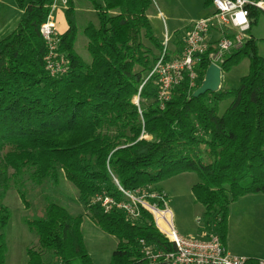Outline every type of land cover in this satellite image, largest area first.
<instances>
[{
    "label": "trees",
    "instance_id": "1",
    "mask_svg": "<svg viewBox=\"0 0 264 264\" xmlns=\"http://www.w3.org/2000/svg\"><path fill=\"white\" fill-rule=\"evenodd\" d=\"M16 1L22 18L0 41V264L6 263L2 232L11 217L3 204L7 191L14 189L27 203L28 185L56 188L62 179L77 189L90 219L118 240L110 264H145L141 240L172 250L147 211L130 222L122 211L106 214L94 203L100 193L122 200L115 180L126 191L163 192L160 183L196 173L192 192L205 208L200 230L218 235L224 245L231 204L264 193V60L256 40L249 37L221 66L224 75L249 61L238 89L221 87L195 99L202 80L191 88L186 75L161 110L158 78L147 80L162 50L148 17L152 0H89L98 17V25L83 30L90 62L76 51L69 0L68 29L58 48L68 72L55 77L46 70L48 47L40 34L55 0ZM211 7L213 0H204V8ZM249 10L252 28L263 13ZM181 46L178 41L175 53ZM209 66L206 54L202 77ZM82 223L83 215L48 202L43 217L26 221L39 244L27 251V264H93Z\"/></svg>",
    "mask_w": 264,
    "mask_h": 264
},
{
    "label": "rangeland",
    "instance_id": "2",
    "mask_svg": "<svg viewBox=\"0 0 264 264\" xmlns=\"http://www.w3.org/2000/svg\"><path fill=\"white\" fill-rule=\"evenodd\" d=\"M73 2L78 27L76 51L86 62H90L83 30L90 24L98 25V17L89 0ZM21 12L16 0H2L0 41L18 27L22 18ZM213 13L214 7L204 8V0H152L148 17L154 36L161 41L166 30L172 40L185 37L196 20L209 17ZM51 21L55 23L58 34H61L58 25L62 28L67 26L66 8L60 1L52 11ZM247 37L256 40L259 55L264 60V14L252 25ZM249 66V61L245 59L229 73L224 74L222 88L238 89L241 78L249 74ZM230 103L231 100H227L220 104V115ZM197 183L199 177L196 173H183L157 186L168 198L176 231L184 237L200 238L203 233L200 229L204 225L205 208L195 201L192 192V187ZM26 192L27 203L22 201L14 189L7 191L3 201L11 215L8 226L2 232L7 246L5 264H27V251L38 249L37 237L29 230L26 221L43 217L48 202L57 203L73 216L83 215L81 231L93 264L111 263L118 240L106 234L90 219L86 210L78 203V191L71 183L62 179L56 188L48 185L40 188L28 185ZM224 245L229 253L240 258L264 262V193L246 195L231 204ZM46 260L51 262V256H46Z\"/></svg>",
    "mask_w": 264,
    "mask_h": 264
},
{
    "label": "built area",
    "instance_id": "3",
    "mask_svg": "<svg viewBox=\"0 0 264 264\" xmlns=\"http://www.w3.org/2000/svg\"><path fill=\"white\" fill-rule=\"evenodd\" d=\"M58 1L67 8L69 0H55L52 11ZM260 2L261 0H244L241 5L238 0H213V15L194 23L184 38L183 46L176 53L170 38L165 35L158 60L147 78H158L157 95L161 110L171 100L173 90L182 84L186 75L191 88H196L198 82L203 80L200 66L204 55L208 54L210 65L222 68L226 56L243 46L251 30L249 8H255L264 14V7L257 6ZM52 11L42 24L40 34L48 47L46 70L55 77L68 72V62L58 52L61 35L51 21ZM239 11L247 12V27L234 23ZM142 87L135 98L136 105L139 104ZM115 183L122 193V200L100 193L95 197L94 203L100 204L106 214L122 211L130 222L138 220L142 210L147 211L153 217L157 230L172 248L166 251L141 240L139 244L145 264H264L262 261L254 263L252 259H243L229 253L219 236L214 233L203 232L200 238L181 236L174 227L168 198L163 192L152 187L130 192L124 190L116 180Z\"/></svg>",
    "mask_w": 264,
    "mask_h": 264
},
{
    "label": "water",
    "instance_id": "4",
    "mask_svg": "<svg viewBox=\"0 0 264 264\" xmlns=\"http://www.w3.org/2000/svg\"><path fill=\"white\" fill-rule=\"evenodd\" d=\"M223 72L222 68L211 64L202 80L201 86L193 93V98L198 99L206 93H218L222 87Z\"/></svg>",
    "mask_w": 264,
    "mask_h": 264
},
{
    "label": "clouds",
    "instance_id": "5",
    "mask_svg": "<svg viewBox=\"0 0 264 264\" xmlns=\"http://www.w3.org/2000/svg\"><path fill=\"white\" fill-rule=\"evenodd\" d=\"M239 3L244 2V0H238ZM258 7H264V0H261L260 4L257 5ZM234 23L237 25H243L244 27H247L248 21H247V12L246 11H239L235 15Z\"/></svg>",
    "mask_w": 264,
    "mask_h": 264
},
{
    "label": "crops",
    "instance_id": "6",
    "mask_svg": "<svg viewBox=\"0 0 264 264\" xmlns=\"http://www.w3.org/2000/svg\"><path fill=\"white\" fill-rule=\"evenodd\" d=\"M22 14H23V12H21ZM213 14H211L210 16H212ZM203 18V17H202ZM201 18V19H202ZM205 18H207V17H205ZM198 20H200V19H198ZM198 20H196L195 22H197ZM194 22V23H195ZM194 23L191 25V28H192V26L194 25ZM58 28H61L60 29V32H61V34L60 35H63L66 31H67V29H68V26H66V27H64V28H62L60 25H58ZM190 28V29H191ZM189 32V31H188ZM188 34V33H187ZM165 35H167L169 38H170V40H171V44H172V46L174 47V48H176L175 47V45L177 44V42L178 41H184V38L187 36H185V37H183V38H179V37H177V38H175V39H171V36H170V34L168 33V30H166L165 31V34L163 35V37H162V39H161V41H160V43L162 44V42H163V40H164V38H165Z\"/></svg>",
    "mask_w": 264,
    "mask_h": 264
}]
</instances>
